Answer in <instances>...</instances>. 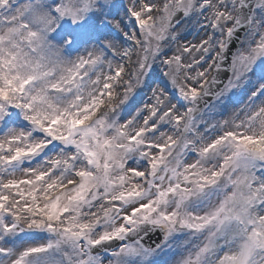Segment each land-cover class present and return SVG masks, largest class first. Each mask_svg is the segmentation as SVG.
Returning a JSON list of instances; mask_svg holds the SVG:
<instances>
[{"label": "snow or ice", "instance_id": "snow-or-ice-1", "mask_svg": "<svg viewBox=\"0 0 264 264\" xmlns=\"http://www.w3.org/2000/svg\"><path fill=\"white\" fill-rule=\"evenodd\" d=\"M0 264H264V0H0Z\"/></svg>", "mask_w": 264, "mask_h": 264}, {"label": "rangeland", "instance_id": "rangeland-1", "mask_svg": "<svg viewBox=\"0 0 264 264\" xmlns=\"http://www.w3.org/2000/svg\"><path fill=\"white\" fill-rule=\"evenodd\" d=\"M189 30L190 28L182 32V38H186L187 40L192 42H198V40L200 39V35H197V33H195L193 30H190L192 32H188ZM145 92H147V89H145Z\"/></svg>", "mask_w": 264, "mask_h": 264}, {"label": "bare ground", "instance_id": "bare-ground-1", "mask_svg": "<svg viewBox=\"0 0 264 264\" xmlns=\"http://www.w3.org/2000/svg\"><path fill=\"white\" fill-rule=\"evenodd\" d=\"M189 28H190V30H193L196 33V31L191 26ZM190 30L188 32H192Z\"/></svg>", "mask_w": 264, "mask_h": 264}]
</instances>
